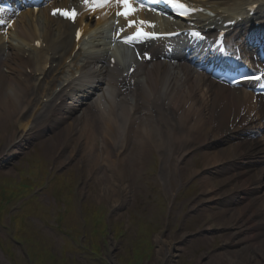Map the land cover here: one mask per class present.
Segmentation results:
<instances>
[{
    "label": "bare ground",
    "instance_id": "6f19581e",
    "mask_svg": "<svg viewBox=\"0 0 264 264\" xmlns=\"http://www.w3.org/2000/svg\"><path fill=\"white\" fill-rule=\"evenodd\" d=\"M201 1L231 16L239 13L237 24L253 6H264V0ZM117 4L116 0L104 3L98 13L105 11L106 15L99 19L90 14L93 26L112 29L116 19L122 21L124 17L116 14ZM137 9L135 12L140 11ZM49 10V6L23 10L9 36L0 32V125L11 119L18 124L7 133L0 162L10 160L25 143L36 139L63 164L79 154L86 164L94 159L91 171L97 169L96 175L103 165L111 171L113 182L107 184L106 193L117 191L113 205L118 210L123 203L119 202L121 196L125 200L130 195L125 171L119 168L121 162L138 150L144 160L155 151L161 155L167 151L174 158L177 173L183 176L188 169L186 152L198 145L203 168L194 171L202 174L205 183L200 204L207 213L211 203L222 205L218 223L232 228L230 236L225 237L227 246L216 254H206L204 261L220 264L227 258L226 264H264V133L249 136L264 132V98L242 87L217 83L185 62L167 58L153 46L145 48L152 52V58L138 61L132 74L127 73V66L134 57L129 58L125 49L110 69L111 54L106 45L94 44L68 61L76 46L70 39L73 25L49 17ZM41 37L48 50L37 54L34 41ZM171 48L179 50L176 45ZM30 61L38 68H46L50 62V70L42 77L30 68L33 72L25 80L22 77ZM55 72H60L63 79L81 72L87 82H101L100 87L85 102L72 101L65 107L58 102L54 86L60 84L66 89V85L63 80L56 81ZM84 89L90 96L91 88L86 85ZM78 92L74 90L73 99L81 101ZM54 124L55 128H47ZM215 177L219 186L214 183ZM206 225L210 228L213 224ZM158 237L159 250L166 256L170 245L161 235ZM171 246L167 264H174L181 249L173 240ZM112 263L118 264L115 257Z\"/></svg>",
    "mask_w": 264,
    "mask_h": 264
},
{
    "label": "rangeland",
    "instance_id": "374dc122",
    "mask_svg": "<svg viewBox=\"0 0 264 264\" xmlns=\"http://www.w3.org/2000/svg\"><path fill=\"white\" fill-rule=\"evenodd\" d=\"M17 127L12 119L0 125V150L7 132ZM162 160L155 154L144 165L136 152L120 163L130 195L121 196L118 210L117 191L106 193L111 171L103 165L96 175L94 159L86 164L79 154L63 164L37 140L10 163H1L0 264H113V257L118 264H167L172 240L181 246L174 264H209L205 255L227 246L232 229L218 223L222 207L212 204L210 215L202 208L201 174L181 177L172 172L174 161L169 167ZM189 161L203 166L198 149L190 150ZM159 235L170 245L166 256ZM227 262L223 258L220 264Z\"/></svg>",
    "mask_w": 264,
    "mask_h": 264
},
{
    "label": "snow or ice",
    "instance_id": "6c2138e0",
    "mask_svg": "<svg viewBox=\"0 0 264 264\" xmlns=\"http://www.w3.org/2000/svg\"><path fill=\"white\" fill-rule=\"evenodd\" d=\"M83 2L86 5H90L94 8L96 6H103V4L109 2V0H83ZM116 2L123 6V11L117 13V15H123L127 17L131 15L133 12L138 10L137 8L132 6L131 0H116ZM139 2H140L141 7H143L145 4V0H139ZM169 3L172 4L178 10H180L182 15H188L189 13L197 11V9L190 8L189 6L181 3L180 0H169ZM3 11L4 9L0 7V12H3ZM57 12H60L65 17L72 18L73 20L75 19V16L77 15L75 10H72L71 12L67 10H59V9L53 10V14H56ZM0 23H4V21L0 20ZM137 23L140 25V27L137 28L136 32L132 36L124 37V42L129 43L132 40L139 39L141 37L156 38L158 36L157 33H149L144 30L143 26L145 24H147L148 26L154 27L152 22L150 21H139V22L129 21V26H133ZM77 36H79V33H77ZM145 56H147V53H145ZM261 78H264V74H262L260 77H257V79H261Z\"/></svg>",
    "mask_w": 264,
    "mask_h": 264
}]
</instances>
